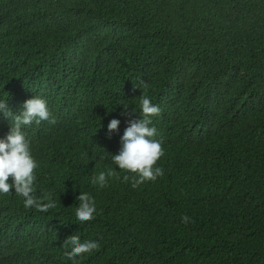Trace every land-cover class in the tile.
I'll return each mask as SVG.
<instances>
[{
    "label": "trees",
    "instance_id": "1",
    "mask_svg": "<svg viewBox=\"0 0 264 264\" xmlns=\"http://www.w3.org/2000/svg\"><path fill=\"white\" fill-rule=\"evenodd\" d=\"M34 96L55 123L23 128L33 195L56 207L0 195V264H73L72 236L99 244L77 264H264V0H0V99L18 113ZM143 96L163 175L133 188L111 155ZM80 194L97 208L83 224Z\"/></svg>",
    "mask_w": 264,
    "mask_h": 264
},
{
    "label": "clouds",
    "instance_id": "2",
    "mask_svg": "<svg viewBox=\"0 0 264 264\" xmlns=\"http://www.w3.org/2000/svg\"><path fill=\"white\" fill-rule=\"evenodd\" d=\"M124 106L127 109L128 106ZM140 110V118L132 121L124 131L121 138L122 148L117 154L111 155L118 169L135 174L133 188L163 175L162 168L154 167L164 154L163 148L159 141L151 139L157 133V129L152 126V117L158 116L161 110L158 105L152 104L147 96L142 97ZM0 115L10 118L9 131L6 136L0 138V195L8 194L11 189H15V194L24 198L25 208L35 207L38 211L47 212L56 207V202L51 194L39 200L33 195L36 191L37 179L35 170L39 168V164L32 155L30 141L23 131V128L33 121L37 124L41 121L55 123V118L51 117L47 107V101L42 97L34 96L23 102L18 113H13L8 107V100L0 99ZM119 123V120L112 119L107 126L109 132L117 130ZM114 176H116L115 170L109 168L94 176L92 183L105 187L108 179ZM10 177L11 183H9ZM124 179L128 180V176ZM77 199L79 207L75 210L76 221L83 224L93 220L97 211L94 198L88 194H80ZM189 220L187 215L182 217L184 223ZM65 247L71 249L65 252V258L77 264V257L82 258L83 254L97 249L99 244L91 240L81 242L78 236H72L65 241Z\"/></svg>",
    "mask_w": 264,
    "mask_h": 264
}]
</instances>
